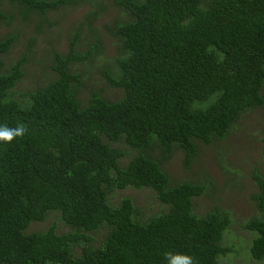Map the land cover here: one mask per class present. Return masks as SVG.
<instances>
[{
  "label": "trees",
  "instance_id": "16d2710c",
  "mask_svg": "<svg viewBox=\"0 0 264 264\" xmlns=\"http://www.w3.org/2000/svg\"><path fill=\"white\" fill-rule=\"evenodd\" d=\"M7 1L36 16L64 3ZM114 3L123 11L111 28L120 42L117 74L107 79L122 91L115 101L96 90L81 101L84 75L76 67L103 47L80 54V31L67 53L53 52L52 80L33 89L22 82L34 42L8 62L18 35L0 37V123L27 129L0 144V264H167L169 252L222 264L231 252L224 247L231 212L196 208L207 180L176 183L164 165L179 150L187 172L202 146L228 145L240 118L264 105V0ZM6 20L0 0V23ZM253 179L257 215L243 229L254 234L251 258L264 264L257 164ZM131 187L152 190L162 209L148 216L131 197L114 203ZM51 214L71 230L57 222L31 230Z\"/></svg>",
  "mask_w": 264,
  "mask_h": 264
},
{
  "label": "rangeland",
  "instance_id": "374dc122",
  "mask_svg": "<svg viewBox=\"0 0 264 264\" xmlns=\"http://www.w3.org/2000/svg\"><path fill=\"white\" fill-rule=\"evenodd\" d=\"M56 12L45 15H28L18 4L1 0L7 20L0 23V37L6 34L18 35L15 48L7 56L13 62L20 51H26L29 44L33 52L25 66L26 78L22 82L24 89L44 86L50 82L54 74L48 68L54 58L53 52H68L73 34L80 31L77 51L87 54V50L103 47L99 55L88 56L86 62L77 65L76 70L83 73L85 86L80 99L86 104L93 90L101 92L108 100L115 101L122 96V91L111 87L107 81L116 76L118 68L120 42L111 33L113 24L123 17V11L114 0H63ZM44 20H49L45 22ZM97 35L99 41L93 42ZM35 56V58H33ZM47 61L46 66L43 65ZM264 105L243 115L233 130L228 134V145L216 148L202 146L198 158L191 169L183 168V152L176 150L164 166L175 175V182L187 177L188 181L207 180L208 186L204 196L196 202L199 212L209 211L216 204L230 211L235 226L230 225L224 240V247L231 252L221 257L222 264H263L256 263L249 252L254 234L243 229V224L257 215V206L253 196L259 192L257 181L253 179L255 164L259 166V174L264 177ZM164 153V151L161 150ZM160 152V153H161ZM229 167V170L225 168ZM131 197L142 207L148 216L162 209L155 193L149 188L136 190L128 188L118 191L114 203L121 198ZM56 214H51L42 223H35L32 231L46 229L57 222L60 229L70 231L60 221H55ZM91 235V234H90Z\"/></svg>",
  "mask_w": 264,
  "mask_h": 264
},
{
  "label": "clouds",
  "instance_id": "9594fccd",
  "mask_svg": "<svg viewBox=\"0 0 264 264\" xmlns=\"http://www.w3.org/2000/svg\"><path fill=\"white\" fill-rule=\"evenodd\" d=\"M27 129L23 123H17L14 127L8 123H0V144H11L18 138H22ZM167 264H195L192 256L180 253H166Z\"/></svg>",
  "mask_w": 264,
  "mask_h": 264
}]
</instances>
